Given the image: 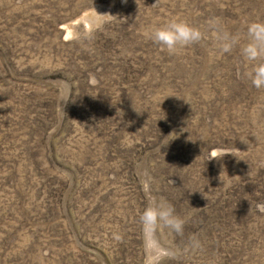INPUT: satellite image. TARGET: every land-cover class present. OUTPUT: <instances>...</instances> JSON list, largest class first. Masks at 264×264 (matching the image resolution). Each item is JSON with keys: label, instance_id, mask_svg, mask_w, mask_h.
<instances>
[{"label": "rangeland", "instance_id": "rangeland-1", "mask_svg": "<svg viewBox=\"0 0 264 264\" xmlns=\"http://www.w3.org/2000/svg\"><path fill=\"white\" fill-rule=\"evenodd\" d=\"M173 19L206 39L170 55ZM213 19L243 46L264 0H0V264H264V89Z\"/></svg>", "mask_w": 264, "mask_h": 264}, {"label": "clouds", "instance_id": "clouds-1", "mask_svg": "<svg viewBox=\"0 0 264 264\" xmlns=\"http://www.w3.org/2000/svg\"><path fill=\"white\" fill-rule=\"evenodd\" d=\"M207 35L215 41L222 54H230L239 49L243 62L251 66V71H244L242 75L249 79L256 89H264V22H251L247 25L248 42L243 46L239 35L230 33L215 19L210 21ZM149 38L170 55H177L184 49L204 41L206 32L187 21L173 19L153 29ZM139 223L144 235L155 244L158 230L168 229L177 236H183L186 222L177 215L171 203L161 200L145 208L139 216ZM114 239L122 242L123 237L115 234ZM191 243L192 247L199 249V241Z\"/></svg>", "mask_w": 264, "mask_h": 264}]
</instances>
